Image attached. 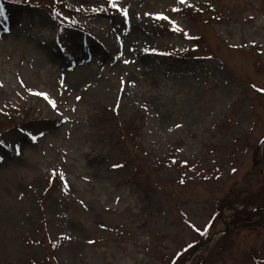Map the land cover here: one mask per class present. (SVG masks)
<instances>
[{"label":"rangeland","instance_id":"rangeland-1","mask_svg":"<svg viewBox=\"0 0 264 264\" xmlns=\"http://www.w3.org/2000/svg\"><path fill=\"white\" fill-rule=\"evenodd\" d=\"M0 2V264H264V0Z\"/></svg>","mask_w":264,"mask_h":264},{"label":"snow or ice","instance_id":"snow-or-ice-1","mask_svg":"<svg viewBox=\"0 0 264 264\" xmlns=\"http://www.w3.org/2000/svg\"><path fill=\"white\" fill-rule=\"evenodd\" d=\"M179 2H180L181 4H184V3L187 2V0H179ZM112 7H114V8L117 7V4H116L115 2H113V3H112ZM122 11H123L124 16H127V15H128V10H127V9H123ZM173 11H177V9H173ZM146 15H150V14H146ZM0 18H3L4 20L7 19L6 14H5V9H4V7H3L2 2H0ZM155 18H156L157 20H168V19H169L168 16H166V15H164V14H162V13H158V14H156V15H155ZM172 23H173V26H174V27H173V30H174V31H181V29H180L178 26H176V22H175V21H172ZM127 62H128V61H125V63H127ZM260 91H261V92H264V89H260ZM77 99H79V97H78ZM53 107H55V103H54V102H53ZM177 127H179V125H177ZM113 167H114V168H119V167H121V165H119V164H114ZM181 182H183V181H181ZM81 203H83V202H81ZM102 227H104V226L102 225ZM192 227H193L196 231H198V232L200 231V229L196 228L195 225H192ZM69 238H70V237H69ZM89 243H93V242H92V241H89ZM189 247H191V245H189ZM177 255L179 256L180 254L177 253ZM173 264H176V262L174 261Z\"/></svg>","mask_w":264,"mask_h":264},{"label":"bare ground","instance_id":"bare-ground-1","mask_svg":"<svg viewBox=\"0 0 264 264\" xmlns=\"http://www.w3.org/2000/svg\"><path fill=\"white\" fill-rule=\"evenodd\" d=\"M10 9L11 10H9V13L12 12V11L13 12H19V9H17L16 7L15 8L12 7ZM0 29H3L5 31H7L8 34L18 35L19 34L20 25L16 24V23L14 24V22H13V25H11V26H6V25H3V24H0ZM225 220H226V218H225Z\"/></svg>","mask_w":264,"mask_h":264},{"label":"water","instance_id":"water-1","mask_svg":"<svg viewBox=\"0 0 264 264\" xmlns=\"http://www.w3.org/2000/svg\"><path fill=\"white\" fill-rule=\"evenodd\" d=\"M254 205H255V206H258V207H260V206H264V198L261 199V200H258V201H256V202H254ZM234 209H235V210H238V208H236V207H234ZM239 209H244V208H239ZM211 237H212V236H211ZM208 240H210V237L206 239V241L204 242V244H206V243L208 242Z\"/></svg>","mask_w":264,"mask_h":264}]
</instances>
